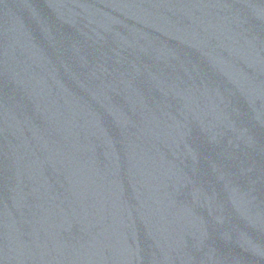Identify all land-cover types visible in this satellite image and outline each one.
I'll return each instance as SVG.
<instances>
[{"label": "water", "instance_id": "95a60500", "mask_svg": "<svg viewBox=\"0 0 264 264\" xmlns=\"http://www.w3.org/2000/svg\"><path fill=\"white\" fill-rule=\"evenodd\" d=\"M0 264H264V0H0Z\"/></svg>", "mask_w": 264, "mask_h": 264}]
</instances>
